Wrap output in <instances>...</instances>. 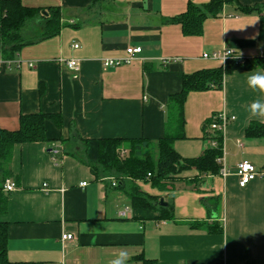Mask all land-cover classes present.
I'll use <instances>...</instances> for the list:
<instances>
[{
	"label": "crops",
	"instance_id": "obj_1",
	"mask_svg": "<svg viewBox=\"0 0 264 264\" xmlns=\"http://www.w3.org/2000/svg\"><path fill=\"white\" fill-rule=\"evenodd\" d=\"M29 8H60L57 37L25 47L11 62L0 54V128L19 129L21 116L59 115L62 127L47 121L51 143L18 145L11 171L16 191L8 211V259L12 263L111 264L126 252V264H264V177L245 188L237 167L243 161L264 171V138L246 137L252 122L248 106L264 93L247 77L262 69L237 70L223 88L191 93L185 105L186 139L175 143L183 158H199L208 147L206 121L233 116L224 133L226 177L184 172L173 189L141 190L171 202L175 219L154 210L133 208L109 179L68 155L97 160V142L106 139L158 141L166 133L170 97L182 91L183 77L224 67L203 55L232 49L253 61L264 50V15L245 14L237 4L254 7L264 0H234L208 18L200 37H186L171 19L188 4L210 0H21ZM79 48L75 49L74 45ZM142 52L127 65L104 69L103 61ZM76 60L71 71L65 61ZM263 124L264 123H260ZM72 126L82 140L72 137ZM60 155L53 156L54 149ZM86 184V186H83ZM216 205V207H215ZM129 209L127 217L120 213ZM218 224L222 234H211ZM72 235L70 241L62 236Z\"/></svg>",
	"mask_w": 264,
	"mask_h": 264
},
{
	"label": "trees",
	"instance_id": "obj_2",
	"mask_svg": "<svg viewBox=\"0 0 264 264\" xmlns=\"http://www.w3.org/2000/svg\"><path fill=\"white\" fill-rule=\"evenodd\" d=\"M102 0H93L96 4ZM235 3L234 0H210L203 6L189 3L187 11L171 19L172 23L181 25L186 37H200L204 33V24L208 18L217 17L224 5ZM245 14L260 13L264 15V4L254 7H243L237 4ZM62 29V13L60 8H29L21 0H0V54L5 62L13 61L16 56L28 46L36 45L57 37ZM239 59L228 62L224 67L201 70L183 77L182 91L170 97L168 104V121L166 133L158 141L148 139H106L97 142V160L87 159V154L78 156L70 148L67 154L85 163L97 180L113 178L118 183L117 189L129 199L133 208L154 210L161 213V218L175 219V208L171 202L167 207L160 206V197L141 190V184L151 185L160 193L173 189L174 183L184 172L195 169L199 176L220 175L222 165L219 159L223 157V149L210 148L199 158H183L175 149V143L186 139L185 135V105L191 93H201L212 89H222L226 76L237 70L264 71V57L253 61ZM53 121L62 127V118L58 115L43 113L21 116L19 129L8 131L0 128V215L8 211L12 193L4 191V183L13 178L11 162L14 148L18 145L33 143H51L47 137L46 123ZM213 118L206 121L205 131L212 125ZM69 140H60L64 145L69 141L80 140L85 146L88 142L82 140L73 129ZM220 145L223 136L216 132L207 135ZM246 137L264 138V125L252 122L246 130ZM216 207V205H215ZM8 224L0 223V264H34L12 263L8 259ZM211 234H222L223 229L218 224L208 227ZM143 264H157L156 261L137 258Z\"/></svg>",
	"mask_w": 264,
	"mask_h": 264
},
{
	"label": "built area",
	"instance_id": "obj_3",
	"mask_svg": "<svg viewBox=\"0 0 264 264\" xmlns=\"http://www.w3.org/2000/svg\"><path fill=\"white\" fill-rule=\"evenodd\" d=\"M75 49H78L79 46L76 44L74 45ZM142 52L141 48H128L127 49V57L121 58V59H108L103 61V67L104 69L109 68H116L120 67L122 65L131 64ZM261 57H264V50L261 51ZM226 56V57H225ZM239 57L235 54L234 50L232 49H224L221 51H215L211 53H206L203 55V59L210 60V61H220L225 66L228 62L238 59ZM240 63H244V60L241 58L239 59ZM69 70L71 71H78L79 70V62L76 60H70L64 62ZM235 118L233 116H228L226 113H223L219 116H215L213 118V123L210 126V131L212 134L219 132L223 136V142L220 145L215 139L208 138V149L210 148H218L221 147L223 149V157L219 159V163L222 165L221 175L223 177H226L228 175V172L225 168V146H224V133L226 131V128L228 125L233 122ZM53 156L56 158L58 155H60V150L54 149L52 151ZM237 175L239 178V185L241 188H245L253 181L263 178L264 177V171H259L257 168L248 161L241 162L237 167ZM112 181V186L117 187L118 183L115 179L110 178ZM83 186H86V184H83ZM16 183L12 179H7L4 183V191L6 193H14L16 191ZM129 212V209H125L120 213L121 217H127V214ZM73 239L72 235H64L62 236V241H70Z\"/></svg>",
	"mask_w": 264,
	"mask_h": 264
},
{
	"label": "clouds",
	"instance_id": "obj_4",
	"mask_svg": "<svg viewBox=\"0 0 264 264\" xmlns=\"http://www.w3.org/2000/svg\"><path fill=\"white\" fill-rule=\"evenodd\" d=\"M226 57V56H225ZM248 86L254 90H259L264 93V73L255 72L247 77ZM249 114L252 118H256L260 123H264V101L255 100L248 106ZM126 252H121L117 259L113 260L111 264H126L128 260Z\"/></svg>",
	"mask_w": 264,
	"mask_h": 264
},
{
	"label": "water",
	"instance_id": "obj_5",
	"mask_svg": "<svg viewBox=\"0 0 264 264\" xmlns=\"http://www.w3.org/2000/svg\"><path fill=\"white\" fill-rule=\"evenodd\" d=\"M160 206L167 207V204L164 201H161Z\"/></svg>",
	"mask_w": 264,
	"mask_h": 264
},
{
	"label": "rangeland",
	"instance_id": "obj_6",
	"mask_svg": "<svg viewBox=\"0 0 264 264\" xmlns=\"http://www.w3.org/2000/svg\"><path fill=\"white\" fill-rule=\"evenodd\" d=\"M142 188L145 189V185H142ZM161 201H164V200H160V202H161Z\"/></svg>",
	"mask_w": 264,
	"mask_h": 264
}]
</instances>
